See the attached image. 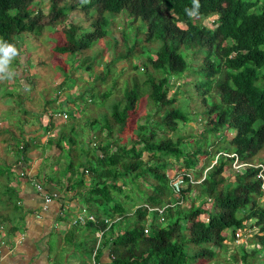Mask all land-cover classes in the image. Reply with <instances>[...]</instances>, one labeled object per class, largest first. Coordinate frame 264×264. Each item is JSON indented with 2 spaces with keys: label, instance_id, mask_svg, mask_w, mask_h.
<instances>
[{
  "label": "trees",
  "instance_id": "1",
  "mask_svg": "<svg viewBox=\"0 0 264 264\" xmlns=\"http://www.w3.org/2000/svg\"><path fill=\"white\" fill-rule=\"evenodd\" d=\"M40 1L0 0V39L14 44L21 55L27 50L20 34L58 32L51 53L68 55L73 68L82 66L84 73L74 76L68 71L52 84L56 93L42 97L39 108H32L34 121L25 117L30 111L24 109L17 121L5 122L0 110V178L6 187L13 189L8 184L16 168L18 174L25 175L22 162L38 145L39 131L49 132L61 119L48 114L58 90L75 77L92 75V63L98 59L85 58L81 52L98 39L108 40L109 26L113 52L105 67L91 76L93 81L106 79L114 63L123 58L132 67L143 69L146 88H139L134 78L101 121H87L88 133L80 141L72 132L74 126L79 128L78 119L67 115L43 147V157L53 165L54 154L66 146L69 158L62 170L65 175L68 172L64 184L74 189L73 195L94 215V220L82 224L93 229L92 245L97 240L94 229L100 231L98 245L106 256L103 264H193L200 260L264 264V204L259 199L264 198L259 175L261 167L264 175V159H255L264 148V0H198V7L194 0H47L45 11ZM73 10H79L89 25L66 22ZM190 11L195 14L189 15ZM211 15V23H201V18ZM115 16H127L135 34L130 36L123 22L116 26ZM104 46H108L106 41ZM136 55L139 60L132 62L131 56ZM14 61L20 63L18 57ZM27 69L28 65L24 66V86L31 84L34 89L36 73ZM66 77L71 81L65 82ZM82 89L89 91L88 102L97 99L98 92L95 97L90 86ZM142 90L153 111L148 110L137 121L126 143L120 142L119 133ZM77 92L79 101L87 102L82 91ZM176 92H191L198 115L206 117L196 134L187 133L191 136L187 143L182 140L184 135L175 132L190 114L177 104ZM27 101L23 98L20 102L29 108ZM70 116L75 121L66 124ZM27 124L35 125L30 130L34 135L22 127ZM230 129L232 135L226 137L225 130ZM102 130H106L104 135H100ZM76 146L75 158L72 151ZM234 160L246 164L227 178L223 172ZM174 163L178 168L168 176L166 171ZM84 172L88 173L87 182ZM178 174L175 198L171 181ZM34 177L45 191L42 180ZM127 183L128 193L123 194L127 199L122 201L117 195ZM134 188L140 196L135 202L130 197ZM7 198H0L2 206L8 205ZM157 208H162L161 212ZM236 228L252 229V247L239 244L237 252L231 250L225 256V240L235 238Z\"/></svg>",
  "mask_w": 264,
  "mask_h": 264
},
{
  "label": "rangeland",
  "instance_id": "2",
  "mask_svg": "<svg viewBox=\"0 0 264 264\" xmlns=\"http://www.w3.org/2000/svg\"><path fill=\"white\" fill-rule=\"evenodd\" d=\"M40 5L43 6L44 11L46 10V3L47 0H41ZM68 19L67 21H80L83 22V25H89L88 20L86 21L84 16H82V13L79 10H73L68 12ZM214 15L201 18V23L203 24H209L211 23L212 18ZM114 20L119 22L116 26H121L122 22L125 26V30L129 33L130 36H133L134 29L132 28L133 25L129 24V20L127 16L119 17L115 16ZM180 26H185L183 22H178ZM60 25H57V28H59ZM47 30V27L44 28ZM108 30V40H102L98 39L96 43H92L88 48L83 50L81 52V56L85 55V58H91V59H98L97 62H93L92 64V71L91 74L94 76L97 74V70H101L105 67L106 61L111 57L113 52V39L111 38V32H109V26L107 27ZM58 32H46V33H22L19 35V39H21L22 46L27 50L25 54H21L18 59L20 63H15L13 61L12 67L16 70L17 75L13 80H7V81H0V110L2 111V115L4 117V121L8 122L10 120H18L17 117L20 118V115L22 116L21 112H25L27 109L30 112H28L25 117L30 120L34 121V116L32 112V108L36 109L39 108V103L42 101V97H49L51 98L56 92L55 87L52 85L56 83L57 81H61V78L65 76L64 73L71 71L74 76L83 74L84 71L82 70V66H79L77 68H73L74 65L70 63V58L68 55H53L51 53V43L57 41L56 37L58 36ZM116 37L119 38V35L116 34ZM105 41L108 43V46L105 45ZM101 48V53L98 51ZM66 56L67 58H65ZM132 62H137L139 60L138 56H131ZM191 58V57H190ZM193 62H196L194 58ZM35 60H39V62L35 64ZM75 63H78L75 61ZM28 65V71L30 73H36L34 76L36 78V87L34 89H31V84L24 86V66ZM64 71V72H63ZM69 73V72H68ZM186 71L181 74L184 75ZM91 75V76H92ZM89 75H84V77H87V81L85 82V78L81 77H75L73 81L69 80L68 77H66V80H69L71 82H67V84H64L62 88L58 90V92L66 95V97H70L71 95H75L77 91H82V98L88 94V90H83L82 88H88L90 86V90H92L91 94L93 93L95 95V92H98V97H95L93 102H86L84 99L80 100L81 106L83 109L76 107L74 108L73 105H70L67 107L68 112H72L76 117H78V125L79 128H76L74 126V130L72 131L74 134H77V141H80L81 139H84L88 133L87 129V121L91 120L93 118H96L98 121H101V119L105 116L106 110L108 111L110 108L111 103H113L116 99H121L122 92L124 90V87L131 86L133 84L134 78L138 82L139 88H146L143 79L145 78V74L143 72V69L139 66L138 68H134L131 66V64H128L126 60L118 59L117 62L114 63V66L110 69V74L106 79L104 80H95ZM178 77V82H181L182 78ZM92 78V79H91ZM91 79V80H90ZM17 82V84H16ZM19 93V95H18ZM172 93V89L167 91V94L170 95ZM101 95V96H100ZM177 98V104L180 105L183 109L188 110L189 118L186 121H181V123H178V129L175 131L176 133H180L181 135H184L182 137V140L187 143V141H190L189 135L187 133L196 134L198 130L200 129L201 124L205 121L206 117L199 116V110H196L198 108L197 102L195 98H193V95L191 92H176L175 94ZM27 99L29 103V108L25 107V104L20 102L22 99ZM193 98V99H192ZM18 99V100H17ZM16 101V104H15ZM75 101H78V98H75ZM15 105V107H14ZM28 105V104H27ZM13 106L14 109H11L10 107ZM12 107V108H13ZM202 107H205L202 105ZM150 110L153 111V105L151 104V101L147 98V95L145 91L142 90V95L139 97V100L137 101V104L135 106V109L131 111L129 117L127 118V121L122 128V131L119 133L120 135V142L128 141L129 137L133 134L134 127L137 123V121L143 118V116L146 114V112ZM14 112V113H12ZM200 119V120H199ZM45 118L42 120L44 121ZM75 121V118L73 116L69 117V120H65L67 122L66 124H70L68 122ZM57 123V122H56ZM77 123V122H76ZM16 124V122L14 123ZM74 124V123H73ZM29 124L25 125L28 126ZM55 125V124H54ZM53 125V126H54ZM23 128H26L22 126ZM29 127V126H28ZM53 128V127H52ZM51 128V129H52ZM54 129L58 130V127H55ZM93 129H96L93 128ZM90 130V129H89ZM92 132V130H90ZM106 130H102L100 132V135H104ZM170 132V131H169ZM168 132V134H170ZM233 130H225V136L229 137L232 135ZM39 137L43 141L44 144L39 140L38 145L34 148V152L32 153L34 156H40L42 157V154L44 153L43 147L44 145H47L46 138H50L51 136H54L56 133L55 131H39ZM212 136V138L216 139L218 138ZM94 139V138H93ZM220 139V138H219ZM218 139V140H219ZM95 140V139H94ZM15 141V140H14ZM19 143V141H15ZM46 142V144H45ZM93 141H90V144H92ZM50 145V144H49ZM48 149V148H47ZM78 146L75 147V149L72 151L73 155L75 157L76 153L78 152ZM61 155L63 157L65 156V159H59V156H55V165L56 167V176H60V172L65 169V163L68 160L69 157L66 156V146L64 145L63 150L61 151ZM54 153H52L53 156ZM255 159H264V148L261 149L258 154L255 156ZM76 158V157H75ZM145 158V155H144ZM47 160V159H46ZM213 160V159H212ZM211 160V161H212ZM61 161V162H60ZM58 162V165H57ZM202 161H199L201 163ZM74 164L77 166L78 161H74ZM47 167H50V164L47 160ZM178 168L177 164L174 163L172 168H169L166 172L168 176H171L173 172ZM180 169H182L180 167ZM61 170V171H60ZM234 171V168L230 165L229 167H225L224 170V176L229 178L232 177V172ZM87 177H84L86 182L88 181V173H86ZM180 179V174L176 175L174 178H172V184L174 187L173 193H171L172 196L177 198V192L175 189V186H179L178 180ZM66 182V180H64ZM10 185V184H8ZM145 186V184H142ZM76 187V186H75ZM128 187L129 184H125L123 186V191L117 195L118 198H120L122 201H125L126 195H123L124 193H128ZM147 187V186H146ZM11 193V196H10ZM264 194V193H263ZM15 193L13 189L10 190V188L6 187L5 181H2L0 178V198L6 199L7 196L11 197V200L7 198L6 204L12 206L14 204V198ZM14 196V197H13ZM13 197V198H12ZM131 201L135 202L137 198L139 199L138 191L137 189H133V194L130 195ZM71 199L75 200L74 197L70 196ZM77 199V198H76ZM263 199L264 204V198ZM259 200V201H261ZM177 202L179 200H176ZM186 204H188V200H184ZM79 204V203H78ZM77 204V205H78ZM185 204V205H186ZM70 205L73 206V202H70ZM205 206L208 205V203L204 204ZM187 206V205H186ZM11 211H16L14 208H10ZM5 213V212H4ZM202 218H204V214L202 215ZM250 221H247L249 223ZM117 231V230H116ZM252 233V229H246L243 231V233L239 236H236V238L232 240L226 239L225 242L228 244L225 252V256H227L228 252H231V250L236 251L239 244H242L246 249L252 247L251 242L249 241L250 235ZM220 253H222V250H220ZM261 253H259L260 255ZM221 257V254H220ZM256 258L258 257L255 256ZM193 264H209L207 261H198L194 262ZM227 264H232L231 262H228ZM236 264H239L238 262Z\"/></svg>",
  "mask_w": 264,
  "mask_h": 264
},
{
  "label": "crops",
  "instance_id": "3",
  "mask_svg": "<svg viewBox=\"0 0 264 264\" xmlns=\"http://www.w3.org/2000/svg\"><path fill=\"white\" fill-rule=\"evenodd\" d=\"M77 94L78 92L66 97L57 92L49 109L61 108L69 116L72 112H68L67 107H82L79 99L75 101ZM84 97L87 100L89 95ZM75 118L78 119L76 116ZM62 119L56 121L50 130L56 131L54 128ZM25 127L28 135H34L35 131L30 130L35 125ZM39 140L43 144L41 138ZM61 151L54 154V157L59 156V159H62ZM33 152L34 149L30 150L26 161L22 162L25 175L18 174L19 168H16V174L10 180L9 184L16 194L14 204L2 206L0 203V215H3L0 217V264H88V257L94 248L91 233L93 229L73 222L80 201L73 195L74 189L65 187V182H62L68 172L65 175L60 170V176H56L55 163L53 166L46 158L50 164V167H47L43 154L42 157H33ZM33 176L42 180L45 191L57 192V197H53L44 209L40 207L41 193L30 182ZM71 194L75 200L70 198ZM71 201L73 206L70 205ZM10 208L16 211L13 212ZM95 234L94 229L93 235ZM105 260V253L98 245L94 255L95 264H103Z\"/></svg>",
  "mask_w": 264,
  "mask_h": 264
},
{
  "label": "built area",
  "instance_id": "4",
  "mask_svg": "<svg viewBox=\"0 0 264 264\" xmlns=\"http://www.w3.org/2000/svg\"><path fill=\"white\" fill-rule=\"evenodd\" d=\"M48 114L49 115H53V116H61V118H66L67 117V113L62 110L61 108H51L48 110ZM246 163L244 162H238L237 160H234L233 163H232V167L234 168V170H237L241 167H243ZM262 170V167L260 168V171H259V175L262 179V182H261V188L263 189V192H264V175L263 173L261 172ZM199 180V179H198ZM31 184L32 186L38 191L41 193V196H42V202H41V205L40 207L42 209L46 208L49 204V202L51 201V199L53 197L56 196V192H47V191H44L41 187V184L40 182L36 181L35 179H32L31 181ZM210 201V199H206V203H208ZM207 206V205H206ZM155 207H148V210L150 209H154ZM159 212H161L162 208H157ZM148 220L150 219L149 217H147ZM204 218H206V215L204 214ZM85 219H94L93 216L91 214H88L86 213L84 207H80V210L77 212V214L75 215L74 219H73V222H83ZM161 219V218H160ZM148 229V226H146L143 231L146 232ZM244 231V228H236L234 234L235 236H239L243 233ZM96 235L99 236V233L96 232ZM97 244V243H96ZM95 249H96V245L94 246V248L92 249V251L90 252V256H89V263L88 264H95V261H94V254H95Z\"/></svg>",
  "mask_w": 264,
  "mask_h": 264
},
{
  "label": "clouds",
  "instance_id": "5",
  "mask_svg": "<svg viewBox=\"0 0 264 264\" xmlns=\"http://www.w3.org/2000/svg\"><path fill=\"white\" fill-rule=\"evenodd\" d=\"M87 2H88V0H81V3H87ZM194 4L196 5V7H198V0H194ZM194 14L195 13L192 11L189 12V15H194ZM19 56H20V52L14 44L8 43V42L0 39V81L12 80L16 77L17 72L12 67V64H13V61ZM86 173L87 172H84V174H86ZM55 197H57V195ZM80 207H83V204H81V202L79 203V206L76 208L77 212L80 210ZM85 211H86V209H85ZM86 213L91 214L94 218V215L92 213H89L87 211H86ZM89 220H94V219H89ZM83 222H79V223H83ZM95 232L99 233V236H97L95 234L97 237V240H96L94 246L96 245V249H97L101 233H100V231H95ZM234 236H235V234H234ZM235 238H236V236H235Z\"/></svg>",
  "mask_w": 264,
  "mask_h": 264
}]
</instances>
